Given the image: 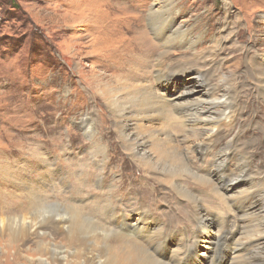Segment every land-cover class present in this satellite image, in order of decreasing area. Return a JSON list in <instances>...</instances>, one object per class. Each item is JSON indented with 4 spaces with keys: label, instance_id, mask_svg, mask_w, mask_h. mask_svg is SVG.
Masks as SVG:
<instances>
[{
    "label": "rangeland",
    "instance_id": "rangeland-1",
    "mask_svg": "<svg viewBox=\"0 0 264 264\" xmlns=\"http://www.w3.org/2000/svg\"><path fill=\"white\" fill-rule=\"evenodd\" d=\"M169 4L172 6L170 20L173 28L188 31V38L197 40L195 48L198 51L205 50L212 40L230 35L231 42L220 55L225 59L227 70L235 73L243 70L249 61L261 63L260 58L263 61L264 0H0V161L2 159L6 165L9 164L13 171H24L23 166L27 164L32 167V170L18 173V179L29 186L39 187L42 176L47 178L52 172L56 184H51L49 177L45 179L50 186L49 197L58 203L81 208L84 214H94V220L102 223L106 218L100 207L103 205L101 195L108 185L118 184L110 198L114 215L118 213L119 219L125 214L133 223L138 218L142 219L143 214L137 215L133 209L142 208L152 213L160 227L154 232L157 229V233L165 232L163 237L169 247L167 257L176 255L180 246L193 244L197 229L194 206L168 188L158 187L155 182L145 179L142 171L123 151L114 119L98 97L95 85L100 77L115 74L132 85L152 84L155 90L169 97L154 78L157 73L156 55L161 44L154 37L148 19L150 13L163 11ZM109 41L110 49L105 51L103 48ZM173 51L167 58L169 63L190 58L192 53L187 46L175 47ZM185 81L186 78L180 76L173 79L177 92L181 91ZM167 85L168 88L173 86L172 80ZM251 101L250 109H257ZM262 111L254 120L264 116ZM251 114L248 111L244 116H238L239 126L244 128L247 121L251 123V119H247ZM85 115L92 118L99 145L107 150L110 168L104 171L102 188L94 179L96 163L100 159L91 155L97 145H93V140L90 141L80 129V120ZM162 124L169 122L161 119L142 123L143 127L151 125L155 129L162 128ZM181 131L179 127L177 134L173 135L174 140L180 137ZM253 132L249 131L244 141L250 142ZM221 134L217 141L226 144L230 138H219ZM263 156L264 150L256 154L260 164H252V168L264 171ZM232 157L229 156L226 164L228 169H233L237 162ZM19 164H23L22 169H14ZM211 165L212 158L203 154L193 166L204 178ZM80 171L85 172L86 180L79 177ZM37 174L40 175L39 180L36 179ZM213 181L216 182L215 178ZM188 182L187 187L199 200L203 213L213 217L224 216L230 206L236 210L238 205L235 204L243 196L240 189L245 186H238L228 203L223 205L206 185ZM4 184L0 178V216L17 214V206L18 209L25 207L7 193L17 190L21 193L23 185H18L17 189ZM248 202L242 200L244 205ZM49 207L56 209L55 206ZM147 222L150 224L151 220ZM214 226L204 234L206 241H212L216 236L217 225ZM1 236L0 264H40L39 255L34 252L21 253L23 259L20 257L17 262L15 250L8 248V244L14 246V243H9L5 235ZM242 238V234H236L234 241L242 242ZM18 242L15 246L19 249L31 246L29 248L33 251V243L22 245ZM203 246L198 243L197 254L205 253L206 246ZM211 257V252H208L195 264H208ZM227 257L220 264H232V253L228 252Z\"/></svg>",
    "mask_w": 264,
    "mask_h": 264
},
{
    "label": "bare ground",
    "instance_id": "bare-ground-1",
    "mask_svg": "<svg viewBox=\"0 0 264 264\" xmlns=\"http://www.w3.org/2000/svg\"><path fill=\"white\" fill-rule=\"evenodd\" d=\"M167 7L162 12L150 13L148 19L154 37L161 44L156 55L157 73L154 78L169 97L155 90L152 84L144 82L142 85H132L115 74L107 78L100 77L95 87L98 97L106 104L114 119L123 151L142 171L145 179L155 182L158 187L168 188L171 193L194 206L192 210L196 212L194 221L197 229L194 231L193 244L182 245L176 255L167 257L169 247L167 239L163 237L165 232L157 233L159 229L154 232L159 226L152 213L142 208L133 209L137 215L143 212L142 219L131 223L125 214L118 219V213L117 216L113 213L110 199L118 184L108 185L107 190L100 194L103 204L100 207L106 218L105 223H102L94 220V214H84L81 208L58 203L49 197L50 186L45 179L49 177L54 185L52 172L46 171L49 174L47 178L42 176V179L37 174L36 179L41 181L39 187L25 185L22 179H18V173L32 170V167L27 164L23 166L24 171H13L1 159L0 178L6 183L4 186L18 189V185H23L21 193L17 190L7 195L19 200L16 203L25 209H18L17 206V214L0 216V235H5L9 243H14V246L8 244V248L15 250L17 262L18 258L23 257L21 253L34 252L39 255L40 264H195L200 257L211 252L208 264H220L231 252L232 264H264V171L252 168V164H260L256 154L264 150V116L261 115L258 121L254 120L264 108V59L262 61L260 58L261 63L249 61L243 70L235 73L227 70L224 67L225 59L220 55L231 42L230 35L212 40L205 50L198 51L195 48L197 40L191 41L188 31L173 28L170 20L172 6L169 4ZM109 45L110 41L103 49L109 50ZM185 46L192 50L190 58L176 63L167 61L175 47ZM178 76L186 78L179 92L173 82ZM171 80L173 86L168 88L167 83H171ZM196 86L201 89H196ZM171 100L172 103H169ZM251 100L257 109H250ZM242 102V106H239ZM248 111L252 113L247 116L251 123L247 121L243 128L238 124V116H244ZM161 119L169 124H162L163 127L159 129L142 125L143 122ZM80 121L83 134L90 141L93 140V145H97L91 155L100 159L96 163L94 179L96 185L102 188L104 171L110 168L107 150L99 145L92 118L85 115ZM179 127L182 129L180 137L174 140L173 135L177 134ZM251 130L254 132L249 138L250 142L244 141L245 135ZM219 133H222L219 138H230L226 144L217 141ZM203 154L212 158V165L204 178L198 175L193 166ZM229 156L237 160L233 169H228L226 165ZM41 162L46 166V163ZM22 165L14 169H22ZM81 176L86 180L85 172L80 171ZM189 180L206 185L223 205L228 203L238 186H245L240 189L243 196L235 204L238 205L236 210L230 206L226 209V216L213 217L203 213L199 200L187 187ZM242 200L249 202L244 205ZM49 206H55L56 209ZM149 219L150 224L147 222ZM214 224L217 225L216 236L212 241H206L204 234ZM236 234L243 235L242 242L234 241ZM16 242L22 245L33 243L34 249L31 251V246L19 249L15 246ZM198 243L206 246L205 253L197 254Z\"/></svg>",
    "mask_w": 264,
    "mask_h": 264
}]
</instances>
